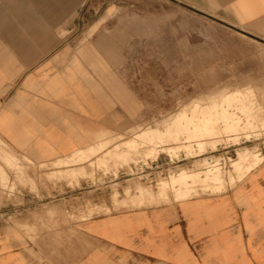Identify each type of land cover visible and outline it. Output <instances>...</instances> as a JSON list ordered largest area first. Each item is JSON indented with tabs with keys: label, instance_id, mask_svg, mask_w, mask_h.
<instances>
[{
	"label": "crops",
	"instance_id": "1",
	"mask_svg": "<svg viewBox=\"0 0 264 264\" xmlns=\"http://www.w3.org/2000/svg\"><path fill=\"white\" fill-rule=\"evenodd\" d=\"M159 1L163 15L171 8L264 45V0ZM115 2L0 0V138L38 166L72 160L137 125L131 108L122 107L117 81L106 77L110 67L99 49L107 42H92L127 8ZM76 16L103 22L80 43L62 39ZM80 182L82 194L95 189ZM64 189V196L42 195L56 203L79 195ZM97 202L110 206L109 197ZM70 230L81 243L57 249L30 246L22 232L2 229L0 264H264V162L219 194L96 215L40 238Z\"/></svg>",
	"mask_w": 264,
	"mask_h": 264
},
{
	"label": "rangeland",
	"instance_id": "2",
	"mask_svg": "<svg viewBox=\"0 0 264 264\" xmlns=\"http://www.w3.org/2000/svg\"><path fill=\"white\" fill-rule=\"evenodd\" d=\"M113 1L106 0L110 5L114 4ZM121 6L127 8L105 21L108 24L93 36L92 42L96 43L102 37L107 42L105 48L99 49L103 63L110 67L106 77L112 82L117 81L122 107L131 108L137 125L122 128L120 137L106 136L104 142L112 147L111 150L96 147L92 151L81 152V155L89 154L83 160L85 164L79 155L74 157L72 160L83 166L81 173L76 175L70 171L76 167L66 161L57 166H30L31 160L23 161L25 156L17 154L0 138V230L15 234L22 232L30 246L41 248L49 246V243L57 249L64 248L66 244L76 246L81 239L75 231L70 230L68 234L58 232L56 238L49 240L40 236L96 215L183 201L179 200V187L177 191L169 189L164 192L163 185L170 183L182 171L193 175L205 172V168L198 166L204 159H218V165L225 173V188L216 190L214 182H196L191 184L193 195L188 199L219 194L227 184L231 186L227 177L230 173L229 158H236L238 150L247 149L250 154L260 155L264 160V127L258 110H237L244 108L250 97L255 106L264 107V45L244 42L242 35L223 26L200 22L171 8L167 10L168 14L163 15L159 0H122ZM98 19L97 16L74 17L72 30L61 38H72L78 43L86 40L103 22L96 23ZM237 90H251L249 98L242 94V104L231 108L238 118L237 127L218 117L214 136H196V141L203 142L206 149L202 155L198 152L199 157L190 156L184 148L172 154L167 150L192 141L191 134H186L180 123L170 125L169 131L163 130L165 135L162 137L147 134L141 140L134 135L145 128L164 129L178 113L187 111L190 114L196 102V105H206ZM181 123L186 124V121ZM211 124L195 119L187 128L195 132V126L205 125L210 130ZM239 127L242 130L238 133L226 130ZM177 131V141H172V132ZM128 140L133 145L126 144ZM3 146L6 150L2 149ZM154 147L156 154L145 157L143 152ZM125 151L130 152L129 156L121 155ZM35 163L39 164V161L35 160ZM81 180L85 187L95 189L82 194ZM64 185L78 191L79 195L57 203L56 198L50 202L45 200L42 190H52L64 196ZM143 191L147 193L145 199L141 195ZM99 196L109 197L110 206L105 202L97 204ZM65 235L69 238L66 239ZM55 257L61 259L59 254Z\"/></svg>",
	"mask_w": 264,
	"mask_h": 264
},
{
	"label": "bare ground",
	"instance_id": "3",
	"mask_svg": "<svg viewBox=\"0 0 264 264\" xmlns=\"http://www.w3.org/2000/svg\"><path fill=\"white\" fill-rule=\"evenodd\" d=\"M106 18H107V16H106ZM260 88H261V86H260ZM257 89H259V88H257ZM250 91L251 90H248L247 92H243V91L237 90V91H235V92H233L227 96H222L221 100H219V101L214 99L210 103H207L206 105H201V104L196 105V103H197L196 102L195 107H193V111L190 114L187 111H183L181 113L177 112L178 115L172 120V122L169 121L170 123H167L164 129H161L160 127H150V128L138 130L135 132L134 135H136V139H141V140H143L144 136L147 134H155V136L159 135L160 137H162L165 135L163 130L169 131L170 125H176L177 123H180L181 129H185L186 134L193 135V136L190 135L192 141H189L186 145H183V146L180 145L178 147L169 148L167 150L169 151L170 154H172V152H175L181 148H184V149H187L188 152H190V154H189L190 156H195L194 158L199 157L200 155H202V152L205 151L206 149L203 147L204 146L203 142H201V141L197 142L196 141V136H201V137H203L204 135H208L210 137L214 136L216 134L215 127L217 125V118L218 117H221L223 122H228V123L232 122L231 126L236 128L238 125V123H237L238 118H237L236 114L234 113V111H231V108H233L234 105L242 104V101H243L241 99L242 94H247L248 95L247 97L249 98ZM248 98H246V99L248 100ZM255 104H256L255 101L252 100L250 97V99L248 100V103L244 104L245 107L244 108L241 107V109L237 108V110L240 112H243L246 109H249V110L257 109L259 117L262 119V127H264V107L263 106L257 107V106H255ZM195 119H200L201 121L206 122V124L208 122L213 123V124H211L213 126H211V129L209 130L208 127L205 125H197L199 128H197V126L194 127V130H197V131L192 132V131H190V129L187 128V126L190 124L191 121H193ZM183 120L186 121V124L181 123ZM228 123H227V125H228ZM182 126H183V128H182ZM226 130H227V132L238 133L242 129H240V127H239L237 129H232V130H229L227 128ZM198 132H199V135H197ZM177 133H178V131L176 133L172 132V135H171L172 141H177ZM159 140H162V139H159ZM125 143L126 144L129 143L130 145H133L130 140H128ZM193 143H196L197 145L196 144L192 145ZM108 146H109L108 143L104 142L103 144L98 146V148L105 147V148H108L111 150L112 147H108ZM95 148L96 147L91 148L89 150L92 151ZM2 149L4 150L5 147ZM2 152H4V151H2ZM156 152H157L156 147H154L152 149H148V150L144 151L143 154L145 155V157L146 156H154L156 154ZM198 152L200 153L199 156H198ZM129 153L130 152L125 151L121 155L122 156H129ZM78 155L80 156V159L83 162L82 164H85V162L83 160L85 159V157H88L89 154L81 155V153H79ZM23 158H24L23 161H25L27 159V157H23ZM65 161L70 163L71 166L76 167L74 170H70L72 172V174L76 175L79 172L81 173V169L83 168L81 163L79 164L78 162H75L74 160H63L62 162H65ZM78 161H80V160H78ZM210 161H212V162H210ZM263 161H264L263 157L255 154V153L250 154L249 151H247V149L241 150V151L238 150L237 154H236V158H234V159L229 158V165H230L229 175L230 176L228 175L227 177H228V179L231 180V186H233L237 182H239L238 180L240 177L246 176L252 170H255L259 166H261ZM28 164L30 166H34V167L38 168L36 164H33V163H28ZM199 165H201L203 168H205L206 171L202 172V173H198L197 175H193V173H188V172L182 171V172H180V175L178 177L173 178L170 183L163 185V187H164L163 191L166 192L169 189L177 191V188L179 187L180 188L179 190L181 192L178 194L179 200L181 199V200L185 201V200H188V198L191 195H193V192H192L193 188L191 187V184H194L196 182H201V183L202 182L203 183L214 182L215 183L214 189H216V190H219L221 188H223V189L225 188V185H226L225 173L223 171V168H221L218 165V159H216V158L214 160L213 159L212 160L204 159V160L200 161L198 166ZM49 166H57V165L56 164H49ZM196 167H194V168L196 169ZM182 170H186V169H182ZM146 194L147 193H144V191H143L141 193L142 198L145 199ZM178 196H177V198H178Z\"/></svg>",
	"mask_w": 264,
	"mask_h": 264
}]
</instances>
